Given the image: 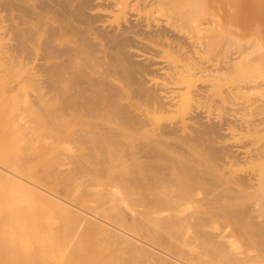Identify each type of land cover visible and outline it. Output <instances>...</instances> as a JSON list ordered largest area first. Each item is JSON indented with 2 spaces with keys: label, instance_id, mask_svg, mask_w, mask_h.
Returning a JSON list of instances; mask_svg holds the SVG:
<instances>
[{
  "label": "rangeland",
  "instance_id": "1",
  "mask_svg": "<svg viewBox=\"0 0 264 264\" xmlns=\"http://www.w3.org/2000/svg\"><path fill=\"white\" fill-rule=\"evenodd\" d=\"M185 1L187 3V0ZM194 1L198 0H188V2ZM209 1V6H206L208 9L206 8L203 14L202 11L200 13L206 19V30H201L202 32L199 33V26H192L194 29L190 27L189 30H184L185 32L187 31L186 33L190 37L194 33H199L198 35L196 34L198 38H200V34L201 37L204 34L207 36L210 35L211 37L208 39V42L206 40V45L209 42L210 44H208L209 46L207 45L208 47L206 49L208 51L206 50L204 55L202 53H204L205 49L202 51L201 49L205 47H199L200 49H197L201 53H198L199 55L196 54V56L204 62V65L200 60L197 61L198 59L195 60L198 65L194 60L191 61L192 56L189 61L186 58L188 65L191 61V63L193 62L197 66L189 65L195 68L193 69L197 75H194V77L191 76V80L183 83L180 91L184 92L183 95L190 97L191 107L195 105L207 114H211V116H219L218 118H230L231 124L228 126L227 131H225L226 142L236 143L242 146L245 141L246 144H244V147H241L240 151L250 152L255 147L264 145V123L259 125L260 128L258 126L256 128L251 127L252 125L247 126L256 116L259 119L264 118V103L262 104L264 101V94L262 93L264 86L262 89L252 88L251 86L253 85L250 86V84H254L256 81V83L264 82V34L258 31H249L250 33H248L246 29H239L236 23L239 19L243 18L241 15L247 9V5H254L256 7L254 10L261 14L264 13V3L261 0ZM182 2L184 0H180L179 3L177 2V5L182 6L184 4ZM161 11L155 15L160 20L164 18L163 21H168V14H163ZM243 15L246 14L244 13ZM6 16L5 12L0 13V168L7 170L9 167L8 172L11 176L13 175L12 177H16L14 180L17 181L18 179L23 183H13V180L11 181L9 178H4V176L0 175V264H160L159 260H155L157 258L153 257L156 254L164 255L166 258L171 256L176 261V263L173 260L174 263L170 261L173 264H178V262L180 264H264V243L262 242L264 241V237L260 233H256V231L258 232L257 229L255 230V227L260 226V222L262 224L264 223V209L256 201L257 191L251 186L246 188L237 186L238 188H236V184H232V187L228 185V183L231 184L229 179L232 180L237 175L243 173H250L257 182L261 181L264 175V158L256 161V163H250L249 160L241 161L242 163L240 161H237V163L236 160L233 162L230 159H226V162L220 161L217 166L220 167L216 174H220L219 176L222 175L220 179L223 181L218 183L220 185L214 184L216 188H208L205 184L201 185L203 184V174L202 176L196 175L193 179L188 178L190 181L187 179L189 182L187 183L185 181L186 184L183 183L184 175L182 177L174 169H168L166 172L163 171L165 175L162 174L167 176L166 183L163 178L164 176L162 177L163 179L161 178V173L159 178L158 175L155 176L157 170L154 173L153 169L147 172L150 166L148 165L149 158L145 157L148 158L147 164V159H144L142 154L143 149L141 150L139 148H144L145 146L143 136L152 137L153 134L157 133L156 131L158 129L156 126L152 125L147 127L141 130L139 134H135V136L128 135L124 137L125 140L123 139L124 141L120 142L123 145H118V143L113 142L116 144V147L113 144L110 146L106 140L104 143V138L98 141L95 140L99 139V137H96L94 139L95 141L93 140L96 145L91 141L93 139L91 137V139L89 138L90 140L75 139V130L76 133L81 130V134L83 132L88 133L86 128L88 129L89 127L85 126L84 128V124L81 125L79 123H75V125L69 124L71 126L66 124L68 127L64 124L62 126V123L57 120L60 114L55 116L52 113L55 112L56 114L58 113L57 111L50 108V111L47 109L51 107L48 104L52 105L53 102L56 106L52 105L54 107L51 108L58 107L59 103L57 104V102L59 100L57 99V101L56 98L48 99L51 96L45 94L47 92L45 84L46 78H42L43 72L41 70L34 69V56L30 59L25 54H21L11 62H7L4 59L8 57L6 55L8 53L7 44L12 42L8 29L10 21ZM190 30L192 31V33L190 32L191 35L189 33ZM39 31H42V29ZM196 35L194 34V39L197 38ZM198 38L197 41L193 37L191 39H193L192 41L198 42L200 40ZM164 40L165 43L168 41L166 38ZM243 44H245V47ZM242 45L244 50L241 51L243 48H241ZM239 50L243 53L240 52L237 58L236 52ZM35 52L37 53V57H40L41 50L37 46ZM162 52L158 53L161 54ZM162 54L164 56V53ZM231 57H234L233 61H230ZM179 59L177 60V64L184 65L186 61L182 58L181 60ZM227 60V66H225ZM200 62L203 66L200 65ZM222 62H224L223 67ZM198 66H201L200 69ZM224 66L225 69L223 70ZM196 68H198V71ZM203 68L207 70H205L207 73L213 69H219L220 73H214L213 79V72L216 71L213 70L210 73L212 74L211 77V75H208L209 73L205 75V71H202ZM203 74L205 77L208 75V78L202 77ZM242 78H249L255 80V82H245L244 84V82L241 83ZM157 80L163 81L165 79L158 76ZM201 83L208 86L206 91L207 95L204 93L206 96L203 95V97L202 95H194L195 90ZM242 85L244 87L245 85L246 87L249 85L251 88L248 86L249 89L245 90ZM229 90L231 91L229 92ZM127 97L131 100L128 91ZM52 99L53 102L50 103ZM249 100H255L257 103L260 101L261 103H259L262 106L257 104L260 108H255L256 111L253 109H249L250 111L248 109H241L242 104ZM131 102L134 103L139 111H146V107L140 101L131 100ZM237 106L241 107L239 108ZM226 107L228 109L230 108L231 115L227 113L228 109ZM252 111V114H255L254 116L251 114ZM253 121H256V119ZM240 123L242 126H239ZM76 124L81 125L82 129L80 127L78 128ZM70 129L71 131H69ZM186 131H189L188 125H186ZM68 134L74 135L70 137ZM83 140L84 142L90 141L91 143L86 142L87 144H85ZM78 141H82L83 144L82 142L78 143ZM90 150L94 151V154L97 153V155H92ZM125 150L130 153L133 151L132 156L127 152L126 155ZM85 151L89 154H85ZM139 151V155L142 154L140 156L137 153ZM105 155H107V158ZM93 156L95 159H93ZM89 157H92L94 161ZM133 158L136 159L133 160ZM129 163L134 167L131 166L129 168L130 166H126ZM143 163L147 164L148 167L144 169ZM5 166L7 168H4ZM126 168H129L130 171H125L127 170ZM135 169L138 170L136 171ZM131 171L134 175L130 174L132 173ZM170 171L174 173L171 174ZM167 172L169 175H167ZM141 173L149 174L147 176ZM207 173V175L213 176L212 172L211 174L209 172ZM206 174L204 173V176ZM152 177L155 178L153 179ZM130 179L132 180L130 181ZM147 179L149 183H152L153 180L155 181L151 184L152 191L154 192L156 190V192H152L155 198L152 197L153 195L149 188L151 185H149ZM157 179L159 180L156 182ZM24 183L25 185H23ZM30 185L33 187L34 194H32L33 191ZM207 188L210 190L208 191ZM158 192L162 194H157ZM246 194H248L247 197ZM158 197L160 199L164 198L165 203L161 200L155 201ZM57 198L59 199L57 200ZM148 199L155 201L156 205H154L155 202H149ZM228 199L230 200L228 201ZM242 199L244 202L241 203ZM53 201H59L62 205L70 207L71 209L73 208L75 215H65V213L61 212L63 210L58 208V204ZM148 203L152 204L148 205ZM251 203H253L252 206L249 205ZM242 205L243 207L244 205L248 208L251 207L250 210H252L249 219L243 220L242 222L238 220L237 222L236 217L231 218L228 208H233L232 210L234 208L240 209ZM26 212L28 213L26 214ZM177 214L179 215L177 216ZM79 215H85L84 217L86 219L80 218ZM87 218L96 219L102 226L95 222L92 223ZM105 227L118 232L117 235L128 236V238L134 241V244L136 242L135 245H137V248L130 249L127 247V243L123 240L121 241L122 237L120 235L119 237L121 238H116L114 237L115 235L113 236V233H109L110 230L108 229V232L105 229L106 231L104 230V233L102 229ZM212 236L214 237L213 239ZM151 252L153 253L151 254ZM150 255L152 259H150ZM172 258L169 259L171 260ZM125 259L127 262H125ZM169 259L167 260L169 261Z\"/></svg>",
  "mask_w": 264,
  "mask_h": 264
},
{
  "label": "bare ground",
  "instance_id": "2",
  "mask_svg": "<svg viewBox=\"0 0 264 264\" xmlns=\"http://www.w3.org/2000/svg\"><path fill=\"white\" fill-rule=\"evenodd\" d=\"M179 1L180 0H0V13L5 12L7 15L6 16L7 19L10 21L8 29L10 31L11 40H12L11 43L7 44L8 53L6 55L8 57L4 59H6L7 62H11L12 60L14 61L21 54H25L27 58H30V59L34 56L33 58L34 69L41 70V72H43L42 78H46L45 84H46L47 92L45 94L47 95L49 94V96H51L48 99L56 98V100L57 99L59 100V102H57V104L59 103L58 107L51 108V107L56 106L54 105L55 103L53 102V99H52L50 103L53 102L52 105L54 106H52L51 104H48L51 107H48L46 105L48 107L47 109L50 108L52 110L54 109V111H57L58 113L56 114L55 112L52 113L55 116H57V114H60L57 120H59V122L62 123V126L64 124L66 127H68L67 125L69 124L75 125V123H79L81 125L84 124V128L85 126L89 127L88 129L86 128L88 133L83 132L81 134L82 126L79 124H76L78 125L77 126L78 128L79 127L81 128L80 129L81 131L80 132L77 131L78 133H76V130L75 132L72 131L74 132V134H76L75 139L79 138L80 140L82 139L88 140L91 137L93 139L91 138L90 139L91 141H93L96 137H99V139H95V140L98 141L104 138L103 140L104 143L106 140V142H109L110 146L113 144L116 147V144L114 143H118V145L121 144L120 142L125 140L124 137L128 135L135 136V134H139L141 130L147 127H150L152 125L156 126V128L158 129V131H156L157 133L153 134L152 137L143 136L144 141H145V144H144L145 146L144 148L142 147L139 148L141 150L143 149L142 154L144 156V159H147L146 160L147 164H148V158H149L148 165L152 166V167L149 166V169H147V172H150L148 170L153 169V173H154V171L156 172L157 170L155 176L158 175V178H159V175L161 173L162 175L161 178H162L165 175L163 171L166 172L168 171V169L169 170L174 169L177 171V174L181 175L182 177L184 175L183 183H186V182L188 183L190 179L195 178L196 175L202 176L203 174L202 176L203 184L201 185L205 184L208 186V188L209 187L214 188L215 187L214 184L220 185L218 183L223 181L220 179L222 178V175L219 176L220 174L219 175L216 174L217 170L220 167V166L217 167L220 161L226 162V159H230L233 162L235 160L236 162L237 161L243 162L245 160L247 161L249 160L250 163L251 162L256 163V161H260L264 158V145L255 147V148L253 147L254 149L253 150L250 149L251 150L250 152H242V150L240 151V149L241 147L245 146L244 145L246 144L245 141L242 146L240 144H236V143L233 144V143L226 142V132L225 131H227L228 126L231 124V119L227 117L218 118L219 116L218 117L211 116V114L210 115L207 114L205 111L200 110L195 105L194 106L197 109L194 106L191 107L192 103H191L190 97L188 95L187 96L183 95L184 92L180 91L182 88L181 85L183 83H187L189 80H191L190 78L191 76L194 77V75L195 76L197 75L196 72H194L195 68L193 67L194 68L193 69L192 66H189V65L196 66L194 65L193 62L191 63V61L192 60L195 61L196 59H198L197 61L200 60V58L196 56V54L201 53L199 52L200 50L199 51L197 50L199 47L201 48L205 47L201 49V51L205 49L204 53H202L203 55L205 54L206 50L208 51L206 47L209 46L208 44H210V42L207 44L208 46L206 45V43L209 41L208 39H210L211 36L210 35L207 36L204 33H202L204 34L202 36L203 37L207 36L206 38L201 37V34L199 35L200 38H198L197 36L203 30H206L205 25L207 24V22H206V19L202 17V14L206 11V8L209 6L210 1L209 0H201V1L198 0L194 2H188L187 0V3H185L186 1L184 0V2H182V4L183 3L184 4L182 6H178L179 4L177 5V2L179 3ZM261 1L264 3V0H261ZM160 8H163V9H160ZM175 8H177L178 12L177 10H175ZM246 8L245 9L247 11L246 10L244 11L246 15H243L244 13L241 15L243 18L240 17L241 19L237 21L236 26L239 29H246L248 33H250L249 31L251 32L258 31L261 33L263 32L264 34V13H261V14L257 13L254 10L256 8L254 5H247ZM160 11L163 14H166V15L168 14L167 15L169 16L168 21H163L164 18L162 19V17H161L162 20H160L158 16L155 15L156 13ZM201 11H202V14H200ZM192 26L193 27L199 26L198 27L199 33H194L195 35L197 34L196 37L198 38V40L200 39L198 42H196L197 38L194 39L195 37L194 34L190 37L189 35H187L186 33L187 31L186 32L184 31L185 29L189 30L190 27ZM41 29L42 31H39ZM190 32L192 33L191 30L189 31V33ZM216 33L218 34L217 31ZM192 37L196 41H192L193 40L191 39ZM165 38L168 40L166 43L164 40ZM243 45L245 47V44ZM243 45L241 46V48L243 47ZM36 46L41 50L40 57H37V53L35 52ZM244 47L241 49V51L244 50ZM166 48L168 49L166 50ZM162 49H163V52H162ZM241 51L239 50L236 52L237 58ZM158 52L164 53V56L162 53L161 55ZM190 53H192L193 55ZM191 56H192V59H191ZM236 56H235V59H236ZM181 58L186 61L184 65L177 64V60L178 59L181 60ZM186 58L188 59V61L191 59V61L189 62V65H188ZM231 58H230V61H233L234 57L232 59ZM197 61H195V63H197ZM201 62H200V65H201ZM227 62L228 60L226 61L225 66H227ZM203 63L204 62H202V64ZM223 65H224V62H222V67ZM225 66L223 70L225 69ZM200 67L198 66L199 69ZM198 68H196L197 71H198ZM205 70L203 68L202 71L204 72ZM206 71L204 72L205 75L209 73L208 75H211L212 77V74H210L212 73V71L208 73ZM214 71L216 72H213V79H214V73H217V72H218L217 74L220 73L219 69L218 70L216 69ZM205 75L203 74L202 77L203 76L205 77ZM208 75L205 78H208ZM28 76H31V75H28ZM158 76L163 77L165 80L158 81L157 80ZM219 77H216V78H219ZM252 81L255 82V80H252L249 78L248 79L242 78L241 83L244 82L245 84V82L248 83ZM256 82L254 84H250V86L253 85L251 86L252 88L262 89L264 86V84L262 83L264 82L262 81H261L262 83L261 82L256 83ZM248 86L249 85H247L246 87L245 85V87L244 86L243 87L246 90V89H249L250 86L249 87ZM207 87L208 86H206V84L204 85V83L203 84L201 83V85L198 86L197 89L195 90L194 95L196 96L202 95L203 97L204 93L206 94ZM263 90H262V93L264 94ZM127 91H128V94L131 100L140 101V103H142V105L146 107V111H139V109L135 107L134 103L131 102V100L127 97ZM230 91L231 90H229V92ZM188 101L189 103H187ZM259 102L257 103L255 100L245 101L242 104L241 109L243 110L248 109V111L253 109L256 111L255 108H258V107L260 108V106H262L260 104L261 102L260 103ZM263 103L264 101L262 102V104ZM257 104H260V106L259 105L257 106ZM229 109L227 113L231 115L230 113L231 110L229 111ZM231 109L233 110L232 107ZM234 109H235V106H234ZM252 113L253 111L251 112V114ZM256 117L253 118V120L256 119V121L251 120L252 118L250 119L251 120L250 122L247 121L249 122L247 126L252 125L251 127L256 128V126H258V128H260L259 125L264 123V118L259 119V117L257 118ZM233 123L235 124V122ZM186 125H188L189 131H186ZM240 125L241 123L239 124V126ZM244 127H243V130H244ZM246 128L248 129V127ZM250 128H249V131H250ZM65 129H68V128H65ZM69 131H71V129ZM73 135H69V136L73 137ZM79 142H82V141H78V143ZM86 142L84 143L85 144L91 143L90 141L87 143ZM94 145H96L95 142H94ZM91 149H94V148H91ZM96 149H97V146H96ZM85 152H86L85 154H87L89 150L88 152L87 151ZM90 152L92 153V155L94 154L93 153L94 151L90 150ZM126 152L130 153L129 151L125 150V153ZM132 152L130 153L131 156H132ZM137 153L139 155L140 151ZM94 155H97V153ZM105 156L107 158V155ZM129 157L128 159H130ZM145 157H148V158H145ZM136 158H133V160ZM90 159H92V157ZM93 159H95L94 156H93ZM147 164H144V169L145 167H148ZM126 166H130L129 168H131V166L133 165L129 163V165H126ZM4 168H7V167L5 166ZM8 168L7 170L6 169L3 170L2 168H0V175L4 176V178L5 177L9 178V180L11 181L13 180L12 181L13 183L22 184L23 182H21V180H18V179L17 181L14 180V178L16 179V177H12L13 175L11 176V174L8 172L9 170ZM129 168L128 169L126 168L127 170L125 171L129 172L130 171ZM141 168L143 169V167ZM135 170L137 171L138 169H135ZM133 172L135 171L133 170ZM133 172L130 174L134 175ZM207 172H209L210 174L212 172L213 176L207 175L208 174ZM137 173L138 172H136V174ZM173 173L174 172H171V174ZM204 173L205 174L207 173L206 176H204ZM148 174L146 175L148 176ZM117 175H118V172H117ZM167 175H169L168 172H167ZM143 178H142V181H143ZM163 178L166 183L167 176H164ZM131 180L132 179H130V181ZM158 180L159 179H157L156 182ZM229 180L231 184L228 183V185L231 187L233 186L232 184H236L235 185L236 188H238L237 186H239L240 188L241 187L246 188L250 186L254 187L257 191L256 201H258L257 203L260 204L264 209V175H263V179L258 182L253 178V175L250 173L249 174L248 173L239 174L232 180L231 179ZM147 182L149 183V180ZM154 182L155 181L153 180L152 183H149V185L153 184ZM179 182L181 183V181ZM25 183L23 185H25ZM146 185L148 184L146 183ZM30 186L32 187V185ZM151 187L152 185L149 188H150L151 194L153 195V193L156 192V190H154L153 192L152 191L153 188ZM32 191H33L32 194H34L33 187H32ZM38 193L40 192L38 191ZM159 193L160 192H158L157 194ZM146 195H145V198H146ZM247 195L248 194H246V197ZM152 197L155 198V195H153ZM160 197H158V199H155V201L161 200L162 202L164 201L165 203V200H163L164 198L162 197L163 199H160ZM58 199L59 198H57V200ZM243 199L241 203L244 202L245 199L244 200ZM229 200L230 199H228V201ZM59 201L58 202L53 201V202H56L58 204V208L60 210H63L61 212L65 213V215L67 216L75 215V213L73 212L75 210L73 208L71 209L70 207L62 205L61 203H59ZM150 201L151 199L149 200V202ZM155 201H151V202L153 203ZM144 203L147 204L146 202ZM151 204L148 203V205H151ZM252 204L253 203L249 205L252 206ZM154 205H156V202L154 203ZM242 207L243 205L241 206L240 209L234 208V210H232L233 208L231 207L232 209L228 208L230 212L228 210L227 212H229L232 219L236 217L237 222L238 220L242 222L243 220L249 219L250 212L252 210V209L250 210L251 207L248 208L246 207V205H244L243 208ZM27 213L28 212H26V214ZM114 213L116 212L114 211ZM215 214H216V211H215ZM229 214H226V215H229ZM178 215L179 214H177V216ZM84 216L85 215H81L80 218L86 219ZM87 219L90 220L92 223L95 222L96 224L99 222V221L97 222L96 219L95 220L92 218L91 219L87 218ZM250 219L252 218L250 217ZM260 223H259L260 226H257L259 224L256 225L257 227H255V230L257 229L258 232L256 231V233L258 234L260 233V235L264 237V233H263L264 226H262L264 223L263 224L262 222ZM98 224L102 226L101 223H98ZM239 225L241 226V224ZM106 227L102 230L103 231L105 229L110 230L109 233L110 232L111 234L113 233V236L115 235L114 237L116 238L122 237L121 241L123 240L125 243H127L126 244L128 245L127 247H129L130 249H135V247L137 246L135 245L136 242L134 244V241L128 238V236L126 237L125 235L121 236V234H119L121 236L119 237V235H117L118 232H115L114 230L106 228ZM255 230H254V233H255ZM250 232L252 231L250 230ZM203 235L205 234L203 233ZM213 236H212V239L214 238ZM262 242L264 243V241ZM152 253L153 252H151V254ZM154 254H155V251H154ZM163 256H161L160 254L153 255L154 258H157L155 260H159L160 264H173L174 262L176 263V261H174L171 256L169 257V258H172L171 260L169 258H166L165 256L164 258ZM150 259H152V257ZM167 259H169V261ZM170 261H172L173 263ZM125 262H127V260ZM155 262H158V261H155ZM178 264L180 263L178 262Z\"/></svg>",
  "mask_w": 264,
  "mask_h": 264
}]
</instances>
